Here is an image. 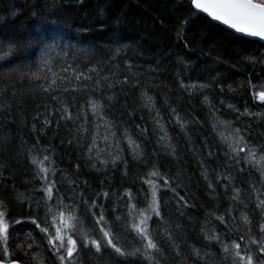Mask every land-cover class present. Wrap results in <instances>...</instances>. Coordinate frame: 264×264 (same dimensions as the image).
<instances>
[{"label": "snow or ice", "instance_id": "snow-or-ice-1", "mask_svg": "<svg viewBox=\"0 0 264 264\" xmlns=\"http://www.w3.org/2000/svg\"><path fill=\"white\" fill-rule=\"evenodd\" d=\"M83 2L33 0L29 17L37 22L40 31L25 28L23 35L7 43L0 41V60L32 49L39 51L38 59L12 70L17 82L23 85L27 81L28 94L39 102L31 118L35 142L28 147L27 141L21 144V155L31 166V180L26 182L31 187L27 194L13 188L16 201L21 206L27 203V214L13 217L9 205L0 199V264H264V132L253 136L251 123L239 126L244 118H251L258 121L256 127H264V111L253 112L247 102L243 110L228 103V109L236 116L221 119L223 113L209 99V92L219 88L223 93L222 80L216 76L202 80L198 70L210 73L214 69L208 67V61L219 64L222 54L206 49L202 36L197 40L196 33L188 34L195 20L210 18L243 37L264 41V0H183L181 14L167 21L155 17L154 23L160 27L171 26L166 30L174 34V40L166 57L149 67L148 73L154 74L152 80L145 79L142 65L133 59L142 49L122 43L125 38L119 33L120 26L127 22L122 6L125 0H104L96 10L97 18L110 16L114 24L111 42L103 46L106 56L100 48L76 49L57 43L64 38L59 22L66 5ZM117 4L121 6L116 7ZM18 14L17 9L10 12L13 19ZM4 19L0 16V22ZM77 27L90 31L93 26L80 23ZM100 27L103 29V25ZM128 52L132 55H124ZM246 59L253 65L264 64V56ZM163 73H168L177 86V102L185 93L188 97L203 96L215 144L220 145L219 156L213 143L201 145L200 152L189 148L198 161L209 195L218 203L216 208L205 211L202 220L189 217L188 225L181 219L173 222L164 214L172 202L179 218L186 216L187 209L196 207L187 198L183 169L174 175L162 172L157 163H150L146 149L155 137L153 157L158 159L163 152L173 160L182 158L179 146L162 123L164 117L156 99L148 93L149 85L159 87L155 79ZM227 87L232 92L250 91L253 101L264 105V77L259 82L248 78L236 88L232 84ZM135 90H139L137 106L130 108L125 101L119 117L114 115L120 97ZM15 98V87L11 97L7 88H0V114L6 119L13 115L14 107H19L14 104ZM224 103L221 99L220 104ZM164 104L182 132L187 134L189 125L204 126L196 118L182 117L169 99ZM145 109L152 123L151 133L139 123L135 125L136 132L131 131L129 125L137 111L142 113ZM15 122L13 117L10 123ZM37 122L42 127L38 128ZM51 127L56 130L54 135L61 131L66 134L61 145L67 143L78 153L75 173L58 167L53 158L54 147L42 143L41 135ZM8 143V137L0 136V145L7 147ZM129 156L132 161L142 162L146 169L137 177L141 184L138 194L134 195L131 187H125L123 192L113 191L110 183L105 188L109 169L116 171L122 165L123 175H128ZM79 160L105 174L99 189H93L87 180L76 175L81 168ZM213 160L217 166L210 168ZM7 168L6 162L0 163V180L6 179ZM167 193L172 195L165 200ZM221 195L227 201L223 212ZM25 225L30 227L20 240ZM219 225H223V230ZM197 227L199 245L187 238L188 232Z\"/></svg>", "mask_w": 264, "mask_h": 264}, {"label": "trees", "instance_id": "trees-1", "mask_svg": "<svg viewBox=\"0 0 264 264\" xmlns=\"http://www.w3.org/2000/svg\"><path fill=\"white\" fill-rule=\"evenodd\" d=\"M32 3L33 0H0V16L5 18L3 22H0V41L7 43L9 40L23 35L25 28L31 31L35 27V32L40 31V27H36L37 22L29 17ZM103 4L104 0H84L83 4L73 3L66 5L65 15L59 22L64 38L57 41V43L61 45L70 44L76 49L100 48L101 54L106 56L107 50L103 46L111 42L114 24L110 16L103 19L96 17V10L102 7ZM182 5L183 0H125L122 5L127 12V22L120 26L119 34L125 38L122 43H129L133 45V48L142 49V53L133 56V59L135 63L142 65V70L145 72V79L147 80H152L154 75L148 73L149 67L154 65L156 60L166 57L174 40V34L166 30L171 26L166 24L162 28L158 23H154V18L160 16L165 21L174 18L182 13ZM120 6L119 4L116 5V7ZM13 9L19 10V14L15 19L10 15ZM65 20L67 23L64 22ZM73 21H75L76 26H73ZM80 23L92 25L93 27L90 31L78 30L77 26ZM100 25H103V29H101ZM193 33H196L197 40L201 36L203 37V45L206 49L212 48L215 52L222 54L221 63L214 65L211 61H208V67L214 69L213 71L209 73L198 70L201 72L202 80L210 76H216L217 79L222 80L225 89L223 93L219 91V88L209 92V99L223 113L221 119L231 120L236 116L235 112L228 109V103H232L243 110V106L247 102L252 107L253 112L264 111V105H260L258 100L253 101L250 91L241 92L237 90L232 92L227 87V85L232 84L233 88H236L241 81L248 78H251L253 82H259L260 77H264V64L257 63L253 65L252 62L246 59L249 56H264V43L239 36L221 25L211 22L208 18L195 20L188 31L189 36H192ZM53 55L55 56V53ZM124 55L131 56L132 53L128 52ZM38 57L39 51L32 49L21 55H12L7 59L0 60V80H2L0 88H7L8 95L11 97L12 88L15 87L16 98L14 104L19 105V107L13 108V115L8 116L7 119L3 114H0V136H6L9 140L7 147L0 145V163L6 162L8 166L4 173L6 179L0 180V199L9 205L15 218H19L21 214L26 215L28 211L27 203L21 206L16 201L13 188L15 187L19 192L27 194L31 187V185L26 183L31 180V166L26 162L25 156L21 155V144L22 141H27L28 143L25 147H28L35 142L36 133L32 132L31 118L35 114V104L39 101L28 94L27 81L22 85L15 80L12 70L29 64L38 59ZM117 59L119 60L120 58L118 57ZM155 83L159 87L153 88L149 85L148 93L156 99V105L160 108L164 117L162 123L166 126L173 143L179 146V153L182 158L179 161L173 160L171 157L163 155V152H161L158 159L153 157L151 153L156 150L155 137H152L151 141L146 144V149L150 163H157L162 172H170L174 175L178 169H183L184 182L188 185L186 189L187 198L196 207L187 209L186 216L179 218L175 202H172L164 209V214L166 218H171L173 222L181 219L185 225H188L189 217L193 220H202L205 211L216 208L218 203L209 195V190L200 176L201 170L198 161L193 153L189 151V148L195 147L197 152H200L201 145L205 143L215 144L214 134L210 128L209 109L203 103V96L188 97L187 93H185L182 99L177 102V86L173 83L168 73H163L157 77ZM138 98L139 90L130 91L127 97L121 96L119 104L114 110V115L119 117L125 101L130 108L136 107ZM166 98L169 99L170 103H173V106L178 107L182 117L189 120L196 118L204 126L201 127L199 124L189 125L186 129L187 134L182 132L179 126L175 124V121L171 120L167 106L164 104ZM221 99L225 101L224 105L220 104ZM255 105L260 106L256 107ZM20 108L23 111H20ZM141 115L144 116L143 120L140 119ZM13 117H15L16 122L10 123ZM137 123L141 125V128L147 127L151 133L152 123L147 109L142 113L137 111L135 120L129 125L131 131L136 132L135 125ZM249 123L253 125V136L264 132V127H256L255 125L258 121L251 118H244L239 126L245 127ZM37 127H42V124L37 122ZM55 131L54 127L45 130V134L41 135V141L45 145L54 147L56 155L53 158L56 160L58 167L75 173L78 153L73 151L67 143L61 145V139H65V141L67 139L66 134L61 131L59 135H54ZM219 148L220 145L215 144L213 149L218 156ZM203 155H207L206 149L203 151ZM128 159L130 162L128 175H123L124 169L122 165L116 171L109 169L105 188L108 187L109 183L113 191L123 192L125 187H131L134 195H137L141 187L137 177L146 169L142 162L132 161L130 156ZM220 159L222 160L223 158L220 157ZM79 163L81 168L76 175L81 180H87L93 189H99L100 181L105 180V174L97 173L86 166L83 160H79ZM208 166L215 168L217 161L213 160ZM144 187L147 188L146 185ZM180 194L184 195V192L181 191ZM171 195V193L165 194L164 199H170ZM219 203L221 205L220 212H223L227 207V201L224 200L223 195L219 197ZM110 207L111 203H109ZM216 223L218 224V222ZM29 227V225L24 226L23 232L20 233V240L24 239V234L29 230ZM219 227L223 230V225H219ZM198 230L197 227L196 231H189L187 237L189 242L197 245L200 244L196 234ZM17 242L19 243L20 241Z\"/></svg>", "mask_w": 264, "mask_h": 264}, {"label": "water", "instance_id": "water-1", "mask_svg": "<svg viewBox=\"0 0 264 264\" xmlns=\"http://www.w3.org/2000/svg\"><path fill=\"white\" fill-rule=\"evenodd\" d=\"M216 23H219V22H216ZM224 26V25H223ZM224 27H226V26H224ZM227 28V27H226ZM232 31H234V30H232ZM240 35H242V34H240ZM250 39H255V40H259V38H250ZM260 41V40H259ZM262 42H264V41H262Z\"/></svg>", "mask_w": 264, "mask_h": 264}]
</instances>
